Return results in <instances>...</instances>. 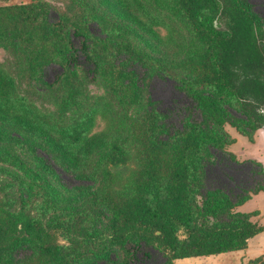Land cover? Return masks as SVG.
<instances>
[{"label":"rangeland","instance_id":"rangeland-1","mask_svg":"<svg viewBox=\"0 0 264 264\" xmlns=\"http://www.w3.org/2000/svg\"><path fill=\"white\" fill-rule=\"evenodd\" d=\"M109 1L136 18L140 25L128 24L100 0H0V84L3 81L6 85L0 107L42 129L61 148L52 151L50 157L46 152H38L50 159L52 165L48 172L39 169L29 149L21 146L30 139L10 121H0V154L5 157L17 153L34 171L46 175L61 197L57 211L43 216L39 185H26L22 174L5 161L0 163V187L6 193L0 199L15 210L23 198L27 212L44 217L48 223L65 219L59 209L84 208L79 214L82 219H65L75 224L69 227L73 233L55 234L60 246L68 247L70 239L76 241L80 257L73 264H107L108 259H125L122 251L109 242L108 225L100 214L107 212L100 200L107 196L116 203L123 201L121 194L135 188L142 176L141 108L153 107L156 114L167 116L172 127L180 128L192 101L186 87L191 86L203 95L215 93L209 83L205 86L200 81L207 76L203 65L208 51L178 0ZM243 1L264 24V0ZM23 8L33 9L34 18L25 31L14 25L17 19L23 21L25 16L19 13ZM45 15L48 25H53L49 31L59 36L82 25L88 32L84 38L70 34L67 43L61 37L50 39L51 51L57 54L50 62L44 60V47L37 34ZM213 27L221 30L215 22ZM121 38L128 39L139 57L134 69L127 68L134 75L129 76L126 89L111 72L112 65L125 58L116 53L115 45ZM86 43L93 52L90 58L81 53ZM69 51L73 54L71 65L61 61V56ZM131 89L138 92L134 101L128 94ZM216 98L225 114L240 125L245 124L237 104ZM219 132L232 144L225 148V154L212 152L214 162L206 168L205 188L239 196L262 180L256 172H264V127L248 138L228 125L219 128ZM94 136H99L107 146H117L125 155L123 162H102L92 144L87 145ZM56 157L61 161H56ZM233 212L248 214L252 222L264 227V192L251 196ZM89 236L102 241L93 242ZM179 238H185L182 232ZM23 256L25 253L19 252L16 258ZM153 257L151 264H163L160 255L154 253ZM258 258L260 261L253 263ZM23 264L48 263L34 250ZM173 264H264V232L250 239L243 251L182 259Z\"/></svg>","mask_w":264,"mask_h":264},{"label":"trees","instance_id":"trees-1","mask_svg":"<svg viewBox=\"0 0 264 264\" xmlns=\"http://www.w3.org/2000/svg\"><path fill=\"white\" fill-rule=\"evenodd\" d=\"M100 2L128 24L140 25L136 18L109 0ZM178 4L207 48V60L203 65L207 76L200 81L205 86L209 83L215 93L203 95L187 86L186 92L192 98L191 107L181 119L180 128L172 127L167 116L156 114L153 107L141 108L142 176L135 188L121 194L123 201L116 203L107 196L100 200L107 212L100 214L108 225L109 242L125 257L124 260H101L107 264H151L154 253L163 258V264H173L182 259L243 251L250 239L264 232L263 226L250 220V215L233 212L251 196L264 192L262 169L256 172L262 180L239 196L220 189L205 188L206 168L214 162L212 152L225 154V148L232 144L219 132V128L228 125L248 138L264 127V24L249 12L243 0H178ZM32 12L30 8L21 9L19 13L25 17L22 22L17 19L14 25L21 26L22 31L31 27L34 19L31 18ZM44 20L37 34L47 62L57 55L51 51L49 43L54 36L67 43L72 33L82 38L88 33L82 25L59 36L49 31L51 25L46 22V15ZM214 22L221 30L213 27ZM115 47L116 53L125 58L113 64L111 72L125 84L123 88L126 89L131 80L129 76L134 75L133 70L129 72L127 68H133L139 57L126 38L117 41ZM81 53L90 58L93 52L86 43ZM72 55L71 51L63 54L61 61L71 65ZM5 87L2 81L1 97H5ZM128 94L133 101L138 97L135 89ZM216 97L237 104L245 124L242 126L225 114ZM0 121H10L24 137L26 135L30 139L24 141L22 137L20 140L24 142L21 146L29 149L39 169L48 172L52 168L51 160L43 158L38 152H46L50 157L54 151H61L54 139L24 117L11 116L1 107ZM101 140L99 136H94L87 145L92 144L102 162H123L124 153L117 146H107ZM228 158L234 159L231 155ZM55 159L61 161L60 157ZM5 161L22 174L23 181L28 182L26 185L31 182L32 185H39L43 216L57 211L60 193L46 175L34 171L17 153L5 157L0 154V163ZM9 175L5 176L13 177ZM24 188L27 190L26 186ZM5 193L6 190L0 187V195ZM5 203L4 199H0V264H23L33 256L34 250L48 264H73L80 257L76 241L70 239L68 247L60 246L55 234L72 232L69 227L75 224L67 223L65 219L74 216L76 220L82 219L79 214L84 208L59 209L65 219L57 218L48 223L44 217L31 216L23 198L15 205V210ZM179 232L183 233V240L179 238ZM89 237L93 242L102 241V238ZM19 252L25 253V256L16 258ZM259 261L258 258L253 263Z\"/></svg>","mask_w":264,"mask_h":264}]
</instances>
